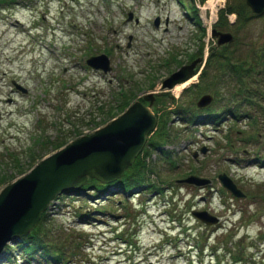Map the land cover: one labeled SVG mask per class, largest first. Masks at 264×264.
I'll use <instances>...</instances> for the list:
<instances>
[{"label": "rangeland", "instance_id": "rangeland-1", "mask_svg": "<svg viewBox=\"0 0 264 264\" xmlns=\"http://www.w3.org/2000/svg\"><path fill=\"white\" fill-rule=\"evenodd\" d=\"M208 1L192 2L201 20L194 25L184 16L190 0H0V171L14 172L5 163L16 153L26 171L14 179L30 169L23 155L28 146L62 135L67 144L97 126L92 119L104 125L110 120L102 111L117 104L115 93L132 103L160 92L162 80L199 47L205 58L217 48V62H262L244 76L248 87L241 93L222 70L214 71L218 94L200 81L204 62L179 94L157 96L152 109L172 121L176 135L164 144L169 157L157 149L147 157L154 168L148 182L161 190L107 199L88 197L92 191L56 196L46 228L66 257L52 264H264V14L237 20L230 13L233 40L217 46L211 29L218 10L239 0L214 1L215 10ZM101 53L110 59L108 73L86 64ZM204 93L213 101L198 108ZM47 150L43 157L58 149ZM223 173L243 197L222 185ZM190 175L210 183L178 181ZM192 211L218 221L206 224ZM83 212L90 215L82 218Z\"/></svg>", "mask_w": 264, "mask_h": 264}, {"label": "water", "instance_id": "water-1", "mask_svg": "<svg viewBox=\"0 0 264 264\" xmlns=\"http://www.w3.org/2000/svg\"><path fill=\"white\" fill-rule=\"evenodd\" d=\"M251 15L264 14V0H245ZM132 18L128 14L127 20ZM216 44L223 46L233 40L229 31L211 29ZM110 59L105 53L92 55L86 64L94 70L108 73L112 70ZM194 61L183 64L165 79L160 86L163 95L172 94L169 90L198 73ZM203 64V62H201ZM16 88L25 89L15 83ZM129 104L123 112L90 134L81 135L54 153L43 157L27 173L6 184L0 190V254L8 242L28 235L37 225L51 202L61 193H85L82 186L88 178L108 184L120 178L141 152L147 136L157 124V116L152 110L154 92L142 94ZM213 100L211 94H203L196 102L198 108L208 106ZM205 152L203 148L201 150ZM222 185L234 196L243 197L226 174H219ZM179 182L204 186L210 183L207 178L190 175ZM192 214L206 224L215 223L218 218L211 217L206 211H192Z\"/></svg>", "mask_w": 264, "mask_h": 264}, {"label": "trees", "instance_id": "trees-1", "mask_svg": "<svg viewBox=\"0 0 264 264\" xmlns=\"http://www.w3.org/2000/svg\"><path fill=\"white\" fill-rule=\"evenodd\" d=\"M190 1L191 5L189 7V11H191V15L196 18L195 20L197 23H200L201 20L197 14L198 9L192 3L194 0ZM199 1L203 2L205 0ZM230 13H234L237 16V20H242L251 12L249 7L245 4V0H239L234 4H228L218 10V19L213 26L218 30L228 31L227 27L229 25V21L227 16ZM201 31L202 33L205 31L203 27ZM200 48L202 50V47ZM216 49L217 48L211 47L207 56V62H205L199 76L200 81H209L208 83L214 86V92L218 94L219 90L215 88V86L217 85L216 83L220 76L215 75L214 71L215 69L222 70L226 76H234L235 82L240 83L236 92L241 93L243 89L248 87L247 83L243 80L244 76L249 75L253 70L256 71L257 66L262 65V62H257L258 65L251 62H217L221 59V55L215 52ZM122 94L123 92H121V94L119 92L115 93L117 104L109 105L105 111H102L105 114L103 119H107L105 122L119 115L130 104L131 99H126L125 95L122 96ZM154 112L157 114V125L156 129L149 134L153 135V137H149V135L147 136L145 145L135 158L133 164L123 172L120 178L108 184L100 183L94 178H88L87 182L82 186V189L85 190V192L92 191V194H87L88 197L107 199V195L109 194L121 193L124 195L130 194L134 192V190H137L138 192L153 189L161 190V188L156 186L155 183L148 182L149 174L154 171V168L151 163L149 164L147 162V157L150 156L151 151L154 149L160 150L165 158L169 157L168 150L164 147V144L169 142V139L175 137L176 135L170 132V125L172 121H168L167 117L162 118L157 111ZM179 113L180 110H175V114ZM91 122L92 124L97 125L91 130L101 126V124H97L98 122H95L94 119H92ZM80 134H82V132H77V136H81ZM66 142L67 135H62L54 140H49V138L43 137L41 145L37 149H33L31 146H28L23 151L25 159L28 160L26 167L29 166V168H31L36 162L40 161L45 155L44 153L48 151L47 149L57 150L64 146ZM15 154L16 153L11 152L8 153V161H6V163L2 161L3 164L5 163V165L14 172L7 174V172L2 169L0 171V185L11 182L17 174H22L26 171L22 162ZM1 158L2 157H0V159ZM89 215V212H83L82 218H87ZM49 222L50 212L45 211L42 213L37 225L28 235L18 237L4 246L1 252L2 257L0 259L8 264H15L17 259H23L28 262V264H37V262L47 264L61 263L63 258L66 257L64 255L65 249L63 246H55L54 243L50 241L48 229L46 228V225ZM200 250L203 251V248ZM38 258H41V260Z\"/></svg>", "mask_w": 264, "mask_h": 264}, {"label": "flooded vegetation", "instance_id": "flooded-vegetation-1", "mask_svg": "<svg viewBox=\"0 0 264 264\" xmlns=\"http://www.w3.org/2000/svg\"><path fill=\"white\" fill-rule=\"evenodd\" d=\"M189 13H190V14H189ZM189 13H186V14L184 15L185 18L188 19L189 22L193 23L194 25H195V24H198V25H199V23H197V21L195 20V17L191 15V11H189ZM137 21H138V19L136 18L135 22H137ZM168 23H169V21H168L167 19H164V25L167 26ZM154 25H155L156 27H159V25H160V19H159V17L155 18V20H154ZM213 27H214V26H213ZM215 28H216V27H215ZM201 29H202V28H201ZM201 29H200V30H201ZM216 29H217V28H216ZM194 61L199 62V63L196 65V69L199 68V66L201 65V62H207V58H204L203 51L201 50L200 47L197 48V49H195V50L192 52V54L188 56L187 60H185V63H183V64H189V63L194 62ZM183 64H182V65H183ZM162 81H163V80H162ZM111 82H112V79H109V83H111ZM170 90H171V89H170ZM170 90H169V91H170ZM154 93H155V99L157 98V96L161 95V93H160L159 91H154ZM162 95H163V94H162ZM167 96H168L169 98H171L169 95H167ZM139 99L142 100L144 103H147L145 100L142 99V95H141V97H140ZM155 99H154V101H155ZM154 101H153V103H154ZM152 106H153V104H152Z\"/></svg>", "mask_w": 264, "mask_h": 264}, {"label": "bare ground", "instance_id": "bare-ground-1", "mask_svg": "<svg viewBox=\"0 0 264 264\" xmlns=\"http://www.w3.org/2000/svg\"><path fill=\"white\" fill-rule=\"evenodd\" d=\"M214 1H220L222 2L223 0H209V4H208V7H210L212 10H215L214 8ZM212 2V3H211ZM218 3V2H217ZM215 13V12H214ZM195 80V76L191 77L190 79H188L187 81L183 82V83H180V84H177L175 85L172 90H173V93L175 94H179V92L184 89L185 87H187L191 82H193ZM258 161H255L254 163L256 164ZM262 166V165H261Z\"/></svg>", "mask_w": 264, "mask_h": 264}]
</instances>
